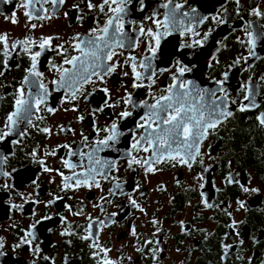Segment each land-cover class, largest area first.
<instances>
[{
    "label": "flooded vegetation",
    "instance_id": "obj_1",
    "mask_svg": "<svg viewBox=\"0 0 264 264\" xmlns=\"http://www.w3.org/2000/svg\"><path fill=\"white\" fill-rule=\"evenodd\" d=\"M93 2L98 3L99 0ZM162 2L163 0H146L148 6L146 12L132 13L129 19L142 23L145 28L153 27L144 17ZM177 2L184 3L186 9L196 8L199 15L209 17L220 15L227 8L231 23L227 26L219 25L209 19L200 24L198 30L201 34L212 30L203 48H181L182 44L191 43L190 34L181 36L179 32L173 33L161 41L157 60L153 62L154 66L172 68L175 71L173 65L177 58L190 65L194 63L196 67L191 73H186L185 79L193 80L200 87L213 88L215 87L213 81L222 78L221 74L229 70L228 65L238 56L247 55L245 48L238 42V38L246 39L243 31L246 24L252 23V28L249 30L254 34L264 31L260 28V25H264V18L249 14L255 7L264 11V0H241L240 5L234 0H177ZM78 3L80 0H66L64 5L56 9H53L50 3L43 5L49 9L50 14L55 12V18L44 21L34 18L28 20L23 15L24 9L19 7L16 0L10 4L0 3V34L6 33L10 42L22 41L25 37L37 41L40 37H58L53 41V46L64 44L77 33L85 36L96 26L97 19L103 22V17L98 16L96 12L87 13L81 5L84 18L78 19L77 17L82 13L73 7ZM160 11L162 13L164 10L160 9ZM13 12L16 13L15 24L11 23ZM64 13H67V16ZM31 24L42 26L30 29ZM129 35L135 37L137 34L130 31ZM145 39L146 37H140L141 41ZM119 51H123L124 55H117L114 60L121 63L129 54L138 58L146 54L143 42L134 49ZM255 51L257 57L249 60L252 68L245 71L243 64L233 66L229 71V80L225 87L232 99L241 101L243 93L238 89L251 76L259 106L252 111H237L227 123V130L222 126L218 134L213 133L204 140L201 146L202 152L211 153V158L204 157V164L212 166L209 172H203V166L199 165H194L190 171L187 167L180 165L171 167L165 163L158 165L161 171L150 173L146 177L143 170L138 169L133 172L127 167V153L132 151L130 147L133 142L132 130L135 129L145 109L116 102L120 101L125 89L132 94L135 102L150 99L149 92L157 95L170 82V72L160 74L151 89H133L131 78L123 76V71L127 69L118 68L115 73L105 78L106 83L94 77L95 83L85 85L77 94L75 101L68 102L63 90L53 92L47 98V104L42 105L41 111L36 113L42 116L43 120L38 121L33 118V122L40 127L52 129L50 135L41 133L36 128L21 125L20 128H26L28 135L24 137L13 135L7 141L0 143V154L8 157L4 161V170L11 173L10 177L0 179V184L7 182L10 185L6 190L0 189V238L5 243L3 251L6 253L0 256V264H32L34 257L26 247L14 249L13 246L23 234L21 229L28 228L37 220L41 221L36 226V233L43 251L35 258V264H51V261L43 260L44 255L52 258L55 264H65L66 259L69 264H95L91 256L92 249L89 247L91 241L80 239L87 234L85 231L89 223L87 217H92L95 221L107 222L106 226L96 225L101 228L98 233L99 243L112 250L109 256L113 260L122 258V264H129L127 257H131L134 264H248L249 258L254 259V264H262L264 261V130L256 126L255 116L264 111V84L259 80V77L264 75V37L257 39ZM12 56L8 69H3L0 65V70L6 73L5 77H0V97H2L0 122L8 112L12 111L13 94L20 86L25 69L30 64L28 57L22 51L19 55L13 53ZM213 57L219 60V64L212 59ZM49 61L60 64L62 58L53 51H46L40 57L39 70L44 73V82L51 90L53 86L49 82L56 79L57 75L50 70ZM210 62L212 67H208ZM147 83L149 82L145 81V84ZM105 87L109 90L108 103L115 104V107H105V93L101 90ZM25 88L28 89L29 86L25 85ZM47 107H52L56 111L49 113ZM73 107L77 110L72 111ZM100 107H104V111L95 112L93 115V109ZM125 107L133 112L132 116L118 121L121 130L126 134L120 138L114 148L100 153L104 159L117 161L118 171H112L111 176L119 181L124 189L123 193L117 192L109 196V189L114 187L112 180H101V189L81 187L76 191L62 192L59 187L61 177L55 171L43 172L36 159L42 158L47 167L71 175L70 171L63 167L61 159H73L79 162L78 158H69L67 149L64 148H59L55 155L41 156L40 153L50 152L61 144H69L79 151L81 133L90 140L94 139V124L97 127L110 124ZM232 108L235 109L236 105H232ZM80 115L85 117L83 121L77 119ZM61 126L64 129H72V132L60 131ZM12 139H20L21 143L12 145L10 143ZM249 144L250 147L245 151L244 146ZM34 149L38 150L36 159L29 155ZM83 150L90 149L85 147ZM132 154L139 157L147 155L142 151ZM229 160L233 161L231 169L228 167ZM229 171L238 173L237 179L241 183L259 191L243 193L239 185L227 183L226 177ZM198 173L204 175L203 181L193 180ZM34 180L36 184L32 183ZM50 180L53 182L50 183ZM177 180L180 181L179 185ZM199 183H203L204 187L200 188ZM137 184L140 185L138 191L135 188ZM161 185L164 186L163 191L158 190ZM50 193L63 199L45 207V203L52 199ZM141 193L145 195L142 196ZM128 195L137 200L145 209L146 215L130 207ZM101 196L107 197L111 203L103 208L94 207V204L102 203ZM204 200H207L212 207H206ZM237 200L244 201L245 208H239ZM64 205L71 206L73 211L83 209V214L73 216ZM111 213L118 215L110 217ZM60 215L67 218V225L60 221ZM45 216H51L52 219H42ZM112 219L117 223H111ZM152 219L158 220L159 224L153 226L150 222ZM180 221L185 225L184 230ZM233 221L237 222L235 229L231 227ZM133 225L140 234L139 239L130 235V228ZM66 228L75 234L61 235ZM156 229L160 231L154 236L153 232ZM236 232L239 235H236ZM145 237L153 241L159 239V246L163 249L162 252L157 253L160 256L159 260L153 262L150 254L145 257L135 251L134 245L138 246ZM240 239L245 241L243 245H240ZM225 244L232 245L233 249L226 260L222 261V246ZM151 247L155 248L157 245L153 243Z\"/></svg>",
    "mask_w": 264,
    "mask_h": 264
},
{
    "label": "snow or ice",
    "instance_id": "obj_2",
    "mask_svg": "<svg viewBox=\"0 0 264 264\" xmlns=\"http://www.w3.org/2000/svg\"><path fill=\"white\" fill-rule=\"evenodd\" d=\"M13 0H0V3L10 4ZM21 9H24L23 15L28 19H37L39 21L51 20L55 18V12L49 13V9L43 7L45 4H51L53 9L58 8L66 3V0H16ZM237 5H240L241 0H234ZM39 5V7H38ZM87 10V13L96 12L98 16L103 17L101 23L99 19L95 21L96 26L91 28L85 36L77 33L66 41L64 44H58L53 46V41L58 37H40L39 41L25 37L22 41L15 40L9 41L8 35L0 34V65L3 69L9 68V60L13 58L12 54L19 55L22 51L30 61L29 67L25 69V75L20 82V86L15 89L13 94L12 111L8 112L0 122V143H3L9 139V137L16 135L18 137H24L28 135L25 129H21V125L27 127L36 128L39 132L50 135L52 129L48 127H40L33 122L35 120H43L42 116L36 115L41 111V106L47 104V98L52 95L53 92L63 90L65 99L68 102L75 101L77 94L85 85L89 83H95L93 78L95 77L100 82L106 83V77L115 73L118 68L127 69L123 71L124 77L131 78V87L133 89L147 88L151 89L156 83V79L160 74L164 72H170V82L166 87L162 88L157 95H152L149 92L150 99L135 102L133 101L132 94L125 89L124 95L121 96L120 101L117 104L132 105L133 108L145 109L144 114L140 117V120L136 123L135 129L132 130L133 142L130 147L132 151L127 153V167L133 172L143 170L145 176L148 174L161 171L158 167L160 164H168L171 167L180 165L187 167L190 171L194 165L203 166V172H209L211 165L204 164V157L211 158L210 152H202L201 146L204 140L211 134L217 133L223 126L227 130V123L235 116V113L252 111L259 105L255 95V85L251 76L249 80L243 82L238 91L243 93V100L237 101L230 97L228 89L225 87L229 80V71L233 66H241L243 64L244 70L247 71L252 68L249 64V60L257 57L255 51L257 39L264 37V31H260L254 34L249 29L252 28V23L248 22L243 29L245 33L244 38H238V42L247 51V55L238 56L232 64L228 65V69L224 71L220 79L213 81L215 87H200L196 82L190 79H185L186 73H191L196 67L194 63L187 64L181 59L177 58L172 68H158L154 66V61L157 60V53L160 50L161 41L173 33L179 32L181 36L190 34L191 43L182 44L184 47H199L203 48L212 34V30L201 34L198 30V26L205 20H212L219 25H230L231 19L229 18L227 8L220 15L201 16L197 12L196 8H185V4L177 2V0H163L158 4L150 14L144 17L145 20L150 21L153 27L145 28L142 23L134 19H129L130 14L137 11L144 13L147 10L146 0H99L98 3H94L93 0H80V3L75 4L73 7L80 11L82 14L77 18L82 20L84 18L83 9ZM160 9L164 11L161 13ZM238 14V12H237ZM250 15L264 18V11H261L259 7L252 8ZM67 16V13H64ZM16 13H12L11 23H17L15 18ZM162 16V18H160ZM37 24H31L30 29H35ZM261 29H264V25H260ZM133 31L137 35L132 37L129 32ZM140 37H146L141 41ZM199 37V38H197ZM143 42L145 46V55L138 58L136 55H127L123 60V63L114 60L117 55L123 56L121 49H134L139 47ZM71 50V51H70ZM46 51H53L57 55L61 56L62 63L55 64L49 61V68L53 71L57 78L51 80L49 83L53 86L50 90L48 85L44 82V73L39 70L40 57ZM75 53V54H71ZM217 64L219 60L215 57L212 58ZM67 65L68 67H65ZM210 62L208 67H212ZM6 73L0 70V77H5ZM259 80L264 84V75L259 77ZM145 81L149 83L145 84ZM25 85L29 88L26 89ZM105 93L104 105L107 108L115 107V104L108 103V88L101 89ZM2 99V97H0ZM63 102V101H62ZM232 105H236L233 109ZM47 112L54 113L56 109L52 107L46 108ZM67 110V109H66ZM76 111V107L71 109ZM104 111V107L93 109V115L95 112ZM133 112L125 107L116 115L110 124L104 127L93 126V132L95 138L90 140L88 136L81 133V145L80 150L77 151L69 144H61L57 149H53L50 152H42L41 156L55 155L59 148L67 149L68 157L78 158L77 162L73 159H61L63 167L68 169L71 175H65L64 172L59 169H51L46 166L45 160L38 156V150L34 149L29 155L36 159L42 167L43 172L51 173L55 171L57 175L61 177L60 190L76 191L81 187L91 189L95 187L101 189V180H112L114 187L109 189V196L115 195L117 192L123 193L124 189L116 180L111 176V172L118 171L116 165L117 161L104 159L100 156V153L106 149H112L119 143L120 138L126 133L120 128L118 121L125 120L132 116ZM79 121H83L85 117L80 115L77 117ZM256 126L261 130H264V111L259 112L255 116ZM60 131L72 132V129H64L61 126ZM223 139V138H221ZM232 139V137H229ZM12 145H18L21 143L20 139H12L10 141ZM88 147L89 151L83 149ZM249 145L244 146V150L247 151ZM144 152L147 155L139 157L133 155V152ZM8 159L7 155L0 154V179H4L11 176V173L4 170V161ZM86 161V163H85ZM228 167H233V161H228ZM77 169H80L79 171ZM238 173H232L229 171L226 177L227 183L237 184L243 193H256L259 190L256 188H250L247 184L241 183L237 179ZM205 179L202 173H198L193 177L195 181H203ZM50 183L53 181L50 180ZM36 184L34 180L32 182ZM180 181L177 180L179 185ZM10 185L5 182L0 184V189H8ZM39 185H37V188ZM199 187L203 188V183H199ZM138 191L140 185H135ZM163 191L164 186H159V189ZM52 199L45 203V207L55 204L57 201L62 200L63 197L50 193ZM141 195H145L141 193ZM26 199V197H25ZM130 207L138 209L142 214H147L145 209L134 199L131 195L127 197ZM174 199V198H173ZM101 204H94V207H105L111 201L104 196L100 197ZM33 203H39L40 201H32ZM206 207H212L207 200L203 201ZM239 208H245V202L237 200ZM13 207H16L13 205ZM64 207L73 215L80 216L83 214V209L80 211H73L71 206L64 205ZM224 210V209H222ZM226 211V210H224ZM117 213H111L110 217L117 216ZM231 215V213H228ZM42 219L50 220L51 216H45ZM62 223L68 224L67 218L63 215L59 216ZM89 220L86 226V235L80 237L85 241H91L89 244L92 249L91 256L95 264H122V258L118 257L113 260L109 253L112 251L110 248L99 243L98 233L101 228L96 225L106 226V221H95L92 217H87ZM41 221L37 220L30 224L28 228L21 229L23 233L13 248L26 247L33 255L34 259L32 264H35V258L43 251L40 247V238L36 233V226ZM151 224L153 226L159 224V221L152 219ZM111 223H117L112 219ZM182 230L185 229L183 221L179 222ZM237 222L233 221L231 227L235 229ZM160 229H156L153 235H157ZM75 233L68 231L61 232V235H73ZM130 235L139 239V233L135 226L130 228ZM236 235H239L236 232ZM244 240L240 239V245L244 244ZM257 241L254 239V243ZM155 243L157 247L153 248L151 245ZM159 239L153 241L145 237L143 242L138 246L134 245L135 251L145 257L150 258L153 262L160 259L157 253L163 251L159 246ZM222 261L226 260L230 251L233 249L232 245H223ZM5 243L0 238V256L6 255L3 251ZM179 251V249L177 250ZM43 260L45 262L51 261V264H55L52 258L44 255ZM129 264H134L131 257H127ZM65 264H69L67 259ZM248 264H254V259L249 258ZM264 264V261H262Z\"/></svg>",
    "mask_w": 264,
    "mask_h": 264
}]
</instances>
